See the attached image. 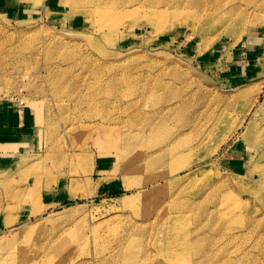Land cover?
Wrapping results in <instances>:
<instances>
[{"label":"rangeland","instance_id":"rangeland-1","mask_svg":"<svg viewBox=\"0 0 264 264\" xmlns=\"http://www.w3.org/2000/svg\"><path fill=\"white\" fill-rule=\"evenodd\" d=\"M0 100V264H264V0H6Z\"/></svg>","mask_w":264,"mask_h":264},{"label":"crops","instance_id":"crops-1","mask_svg":"<svg viewBox=\"0 0 264 264\" xmlns=\"http://www.w3.org/2000/svg\"><path fill=\"white\" fill-rule=\"evenodd\" d=\"M5 2L0 0V6ZM252 40L259 42L256 37ZM35 119L30 105L0 100V161L19 153L28 144Z\"/></svg>","mask_w":264,"mask_h":264},{"label":"bare ground","instance_id":"bare-ground-1","mask_svg":"<svg viewBox=\"0 0 264 264\" xmlns=\"http://www.w3.org/2000/svg\"><path fill=\"white\" fill-rule=\"evenodd\" d=\"M178 23V22H177ZM79 128H81V127H79ZM85 129V128H84ZM83 133V132H82Z\"/></svg>","mask_w":264,"mask_h":264}]
</instances>
